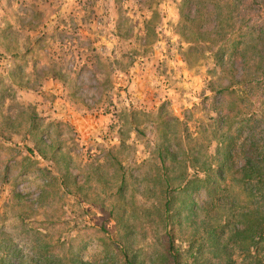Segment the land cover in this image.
Listing matches in <instances>:
<instances>
[{
    "label": "rangeland",
    "instance_id": "374dc122",
    "mask_svg": "<svg viewBox=\"0 0 264 264\" xmlns=\"http://www.w3.org/2000/svg\"><path fill=\"white\" fill-rule=\"evenodd\" d=\"M181 2L76 0L57 31L33 16L27 33L37 42L0 32V264H34L42 246L82 264L108 261L119 243L129 253L163 248L159 212L150 210L163 199L146 179L161 135L185 151L184 168L168 170L174 189L194 156L213 152L219 134L207 126L225 106L207 88L220 73L210 53L187 54L177 33ZM258 5L251 20L264 24ZM191 190L171 193L172 207ZM177 218L169 223L184 249L190 229Z\"/></svg>",
    "mask_w": 264,
    "mask_h": 264
},
{
    "label": "trees",
    "instance_id": "16d2710c",
    "mask_svg": "<svg viewBox=\"0 0 264 264\" xmlns=\"http://www.w3.org/2000/svg\"><path fill=\"white\" fill-rule=\"evenodd\" d=\"M189 2L195 16L200 7L208 6V10L193 18L190 10L182 11ZM258 2L262 0H182L177 33L187 43L186 53L206 50L214 61L211 71L220 70L214 81L212 77L207 81L214 99L217 95L225 97V106L207 126L213 131L212 138L219 134L217 142L206 157L191 159V173H180L173 189L168 170L172 164L184 168L185 151L161 135L163 141L157 145L156 162L151 165L153 175L149 171L146 179L153 188L158 185L163 199L160 207H150L159 212L163 248L153 253H129L119 243L105 252L110 259L102 264H264V24L251 20L260 11ZM196 21L199 25L191 27ZM230 39L236 41L228 43ZM211 141L207 139L204 145L206 153ZM188 188L192 190L186 198L182 195L180 204L172 207L173 194ZM199 190L204 199L198 202L191 194ZM181 213L187 217L180 218ZM172 216L178 217L174 225L180 230L185 223L189 225L184 249L175 247L169 223ZM33 262L82 264L77 257L62 258L43 246Z\"/></svg>",
    "mask_w": 264,
    "mask_h": 264
},
{
    "label": "crops",
    "instance_id": "0c3cea01",
    "mask_svg": "<svg viewBox=\"0 0 264 264\" xmlns=\"http://www.w3.org/2000/svg\"><path fill=\"white\" fill-rule=\"evenodd\" d=\"M75 1L76 0H25L24 5L22 4L23 6L17 7L14 6L13 0H0V32L2 30L5 31V34L9 32V36L12 32L14 35H17V32H19L20 36L26 33L28 35H26V38L29 37V43L37 42V40H33V37L27 33H32L34 30L32 28V24H34L32 20L33 16L35 14H40L43 19L45 18L43 21L45 22L44 25L47 26V30L57 31L55 28L61 24L60 22L63 18L70 16L69 14L76 9V7L73 8ZM111 8L113 12V5ZM114 15H116V13H114ZM51 17H56V20L51 21ZM43 21L41 23H43ZM40 28H42V26H40ZM59 29L61 31L60 27L58 30Z\"/></svg>",
    "mask_w": 264,
    "mask_h": 264
}]
</instances>
